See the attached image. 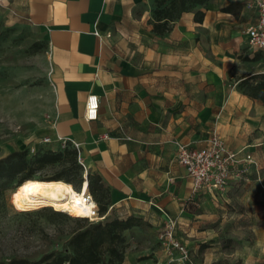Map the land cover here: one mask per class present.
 <instances>
[{
    "label": "crops",
    "instance_id": "0c3cea01",
    "mask_svg": "<svg viewBox=\"0 0 264 264\" xmlns=\"http://www.w3.org/2000/svg\"><path fill=\"white\" fill-rule=\"evenodd\" d=\"M249 6L253 19L244 24ZM0 8L32 26L47 47L54 113L43 148L58 150L59 139L78 145L87 173L108 192L109 211L139 205L159 224L173 220L177 231L193 234L208 218L195 207H217L247 177L238 170L264 176V105L238 87L264 74L254 62L264 53L245 36L257 17L253 0H210L160 36L152 32L155 0H0ZM90 95L99 105L94 121L85 119ZM213 131L252 163L231 170L225 192L193 194L176 143L202 149Z\"/></svg>",
    "mask_w": 264,
    "mask_h": 264
},
{
    "label": "rangeland",
    "instance_id": "374dc122",
    "mask_svg": "<svg viewBox=\"0 0 264 264\" xmlns=\"http://www.w3.org/2000/svg\"><path fill=\"white\" fill-rule=\"evenodd\" d=\"M244 24L253 19V8L246 11ZM245 14V15H246ZM244 59L250 51L243 43ZM264 70V56L255 54ZM47 47L42 36L29 24L0 8V159L13 151H27L31 159L43 144L44 127L54 113L53 87L49 79ZM38 146V148H34ZM61 166L34 171V177L50 178ZM245 170V180L238 188L219 198L217 207L196 212L200 224L190 234L177 231L176 237L188 251V261H179L160 244L158 237L163 223L142 206L129 205L108 210L107 219H131L134 226L122 233L123 241L116 247L124 253V264H264V176L251 179ZM41 181V180H40ZM24 182L16 181L0 188V261L26 259L36 261L43 255L62 251L74 232L83 230L90 221L70 219L67 214L51 208L29 209L22 204ZM77 191L78 181H74ZM88 193L98 203H108V192L97 191L91 183ZM211 204V203H210ZM212 217V222L205 224ZM203 221V222H202ZM178 233V234H177ZM66 250V249H65ZM64 250V251H65Z\"/></svg>",
    "mask_w": 264,
    "mask_h": 264
},
{
    "label": "trees",
    "instance_id": "16d2710c",
    "mask_svg": "<svg viewBox=\"0 0 264 264\" xmlns=\"http://www.w3.org/2000/svg\"><path fill=\"white\" fill-rule=\"evenodd\" d=\"M209 1L155 0L152 19L153 34L158 36L164 35L171 29V24L179 19L183 13L198 6H203ZM225 10L228 11V9ZM202 19L203 13L196 12L194 21L200 23ZM238 87L244 95L258 100L264 105V74L253 75L244 79L239 83ZM55 166H61V170L56 175L38 180L46 182L61 181L69 184L74 190L73 182L78 181L79 187L77 192H79L80 187L85 182L83 168L77 162V151L69 146L55 151L43 148L31 159H27V151H13L5 158L0 159V188H3L11 181H16V187H19L26 181L37 179L34 177V171ZM92 182L97 184V191L105 190L100 184L98 177L92 180L90 175L87 174L88 184L86 192L92 189ZM94 201L97 203L96 200ZM98 210L99 214L103 216L107 211L106 204L101 203ZM69 218L87 221L81 218ZM133 226L134 224L131 219L125 221L107 219L105 222L91 223L83 230L73 233L64 247L65 251L47 253L36 261L13 258L7 262L0 261V264H122L124 253L116 246L123 241L122 233Z\"/></svg>",
    "mask_w": 264,
    "mask_h": 264
},
{
    "label": "built area",
    "instance_id": "2783aa9c",
    "mask_svg": "<svg viewBox=\"0 0 264 264\" xmlns=\"http://www.w3.org/2000/svg\"><path fill=\"white\" fill-rule=\"evenodd\" d=\"M253 4L257 17L255 23L245 31V36L250 49L264 53V0H253ZM98 108L97 97L94 95L88 96L85 105V119L87 121L96 120ZM43 142L48 143L49 139H45ZM59 142L61 149L67 146L66 140L59 139ZM206 143L207 146L202 149H192L187 145L176 143L177 162L185 170L186 176L192 181L193 194L203 190L223 193L228 187L231 170L243 162L251 164V159L249 156H246L243 160L239 159L238 154L229 150L215 131L211 132ZM72 147L77 151V162L83 168L84 181L87 182L88 173L79 158V146L73 144ZM244 172V169H240L237 171V175L241 176ZM82 196L84 201L90 206V210L88 215L81 219H86L90 222L103 221L105 216H100L97 203L88 191ZM175 231V221L169 220L165 222L158 240L171 256V261L176 255L179 261L187 262L189 259L188 251L177 239Z\"/></svg>",
    "mask_w": 264,
    "mask_h": 264
},
{
    "label": "bare ground",
    "instance_id": "6f19581e",
    "mask_svg": "<svg viewBox=\"0 0 264 264\" xmlns=\"http://www.w3.org/2000/svg\"><path fill=\"white\" fill-rule=\"evenodd\" d=\"M86 190V182L77 192L69 184L61 181L31 180L25 185L22 204L29 209L51 208L73 218H84L90 210L82 196L87 193Z\"/></svg>",
    "mask_w": 264,
    "mask_h": 264
}]
</instances>
